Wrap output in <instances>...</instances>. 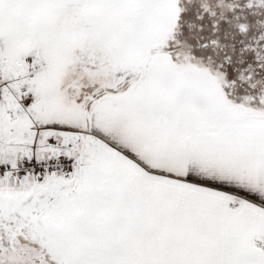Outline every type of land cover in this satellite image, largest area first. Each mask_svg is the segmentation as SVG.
I'll list each match as a JSON object with an SVG mask.
<instances>
[{
	"label": "snow or ice",
	"instance_id": "obj_1",
	"mask_svg": "<svg viewBox=\"0 0 264 264\" xmlns=\"http://www.w3.org/2000/svg\"><path fill=\"white\" fill-rule=\"evenodd\" d=\"M0 264H264V0H0Z\"/></svg>",
	"mask_w": 264,
	"mask_h": 264
}]
</instances>
